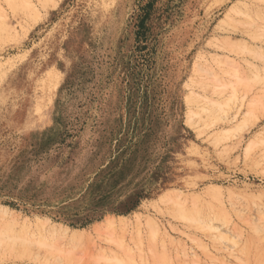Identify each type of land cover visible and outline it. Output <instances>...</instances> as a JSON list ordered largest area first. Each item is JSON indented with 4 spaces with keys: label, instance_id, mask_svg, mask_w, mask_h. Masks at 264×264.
Listing matches in <instances>:
<instances>
[{
    "label": "rangeland",
    "instance_id": "obj_1",
    "mask_svg": "<svg viewBox=\"0 0 264 264\" xmlns=\"http://www.w3.org/2000/svg\"><path fill=\"white\" fill-rule=\"evenodd\" d=\"M149 1L0 0V264H264V0Z\"/></svg>",
    "mask_w": 264,
    "mask_h": 264
},
{
    "label": "trees",
    "instance_id": "obj_2",
    "mask_svg": "<svg viewBox=\"0 0 264 264\" xmlns=\"http://www.w3.org/2000/svg\"><path fill=\"white\" fill-rule=\"evenodd\" d=\"M154 5L155 2L150 0L145 6L141 8L140 14L137 16L136 20V27H137V38L138 39H144V43L146 45H141L140 47L144 50V47L147 46L148 38H149V33H150V26H149V21L151 19V15L154 10ZM109 192H102L100 191V188H97L98 192H96V210L95 213L90 215L86 214L85 216L81 218H77L76 222H78L81 227H84L96 220H100L105 212L106 213H112V214H117V215H127L130 212L134 211L139 204L141 203V200L144 198H147L148 196L144 194V190H138L134 192L133 194L127 196L125 199L120 200V199H115L113 198L112 194L114 191V188ZM100 212L102 215L99 217L98 214ZM63 215H66L67 217H70L69 213L67 212H60ZM75 222V223H76ZM75 223H72L71 225H75ZM77 223V224H78Z\"/></svg>",
    "mask_w": 264,
    "mask_h": 264
},
{
    "label": "bare ground",
    "instance_id": "obj_3",
    "mask_svg": "<svg viewBox=\"0 0 264 264\" xmlns=\"http://www.w3.org/2000/svg\"><path fill=\"white\" fill-rule=\"evenodd\" d=\"M2 213H3V215H7V214H8V212H7L6 209H3ZM52 230H54V229H52ZM65 232H66V231H65ZM71 240H73V238H72Z\"/></svg>",
    "mask_w": 264,
    "mask_h": 264
}]
</instances>
